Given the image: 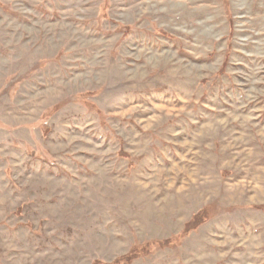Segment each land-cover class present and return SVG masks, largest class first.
I'll use <instances>...</instances> for the list:
<instances>
[{
  "label": "rangeland",
  "instance_id": "obj_1",
  "mask_svg": "<svg viewBox=\"0 0 264 264\" xmlns=\"http://www.w3.org/2000/svg\"><path fill=\"white\" fill-rule=\"evenodd\" d=\"M0 264H264V0H0Z\"/></svg>",
  "mask_w": 264,
  "mask_h": 264
},
{
  "label": "trees",
  "instance_id": "obj_2",
  "mask_svg": "<svg viewBox=\"0 0 264 264\" xmlns=\"http://www.w3.org/2000/svg\"><path fill=\"white\" fill-rule=\"evenodd\" d=\"M201 214H202V212L200 211L193 216L191 222L189 224H187V227L189 229L198 226L200 223H202L205 220V218L199 217V215H201Z\"/></svg>",
  "mask_w": 264,
  "mask_h": 264
}]
</instances>
